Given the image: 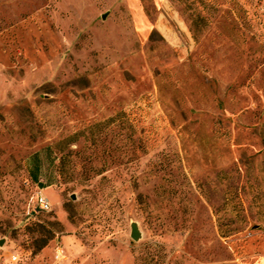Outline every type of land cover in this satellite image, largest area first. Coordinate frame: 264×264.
Here are the masks:
<instances>
[{
    "label": "rangeland",
    "instance_id": "1",
    "mask_svg": "<svg viewBox=\"0 0 264 264\" xmlns=\"http://www.w3.org/2000/svg\"><path fill=\"white\" fill-rule=\"evenodd\" d=\"M0 264H264V0H0Z\"/></svg>",
    "mask_w": 264,
    "mask_h": 264
},
{
    "label": "built area",
    "instance_id": "2",
    "mask_svg": "<svg viewBox=\"0 0 264 264\" xmlns=\"http://www.w3.org/2000/svg\"><path fill=\"white\" fill-rule=\"evenodd\" d=\"M35 208L40 209L42 211L50 210L49 200L43 195H38L35 199Z\"/></svg>",
    "mask_w": 264,
    "mask_h": 264
},
{
    "label": "trees",
    "instance_id": "3",
    "mask_svg": "<svg viewBox=\"0 0 264 264\" xmlns=\"http://www.w3.org/2000/svg\"><path fill=\"white\" fill-rule=\"evenodd\" d=\"M38 157V155L36 156V158ZM38 172H39V166H37L36 171H34V173L32 174V177L34 179V181L37 183L39 182V178H38ZM42 187H46L43 184L41 185Z\"/></svg>",
    "mask_w": 264,
    "mask_h": 264
},
{
    "label": "water",
    "instance_id": "4",
    "mask_svg": "<svg viewBox=\"0 0 264 264\" xmlns=\"http://www.w3.org/2000/svg\"><path fill=\"white\" fill-rule=\"evenodd\" d=\"M40 210V209H39ZM41 211V210H40ZM131 236L134 240H138L139 238V232L137 230V228L134 226L133 229H132V233H131Z\"/></svg>",
    "mask_w": 264,
    "mask_h": 264
}]
</instances>
